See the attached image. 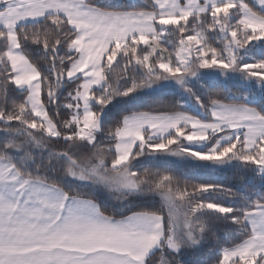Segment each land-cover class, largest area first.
Here are the masks:
<instances>
[{
	"label": "snow or ice",
	"instance_id": "obj_1",
	"mask_svg": "<svg viewBox=\"0 0 264 264\" xmlns=\"http://www.w3.org/2000/svg\"><path fill=\"white\" fill-rule=\"evenodd\" d=\"M0 264H264V0H0Z\"/></svg>",
	"mask_w": 264,
	"mask_h": 264
},
{
	"label": "trees",
	"instance_id": "obj_2",
	"mask_svg": "<svg viewBox=\"0 0 264 264\" xmlns=\"http://www.w3.org/2000/svg\"><path fill=\"white\" fill-rule=\"evenodd\" d=\"M229 87H231V85H229ZM235 90V88H233V91ZM220 178L223 180V182L227 183L232 179L231 173H227V174H222L220 176ZM186 259H192L194 260L195 257H186Z\"/></svg>",
	"mask_w": 264,
	"mask_h": 264
}]
</instances>
